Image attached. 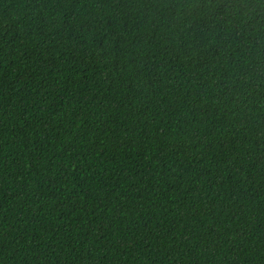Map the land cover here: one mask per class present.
Masks as SVG:
<instances>
[{"label": "trees", "instance_id": "obj_1", "mask_svg": "<svg viewBox=\"0 0 264 264\" xmlns=\"http://www.w3.org/2000/svg\"><path fill=\"white\" fill-rule=\"evenodd\" d=\"M0 264H264V0H0Z\"/></svg>", "mask_w": 264, "mask_h": 264}]
</instances>
